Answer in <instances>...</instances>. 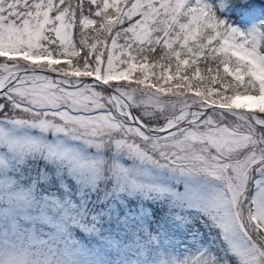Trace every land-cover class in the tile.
<instances>
[{"label": "rangeland", "instance_id": "1", "mask_svg": "<svg viewBox=\"0 0 264 264\" xmlns=\"http://www.w3.org/2000/svg\"><path fill=\"white\" fill-rule=\"evenodd\" d=\"M99 1V16L104 23L110 24L106 21L109 15L115 19L135 16L131 29L138 38L161 40L167 47L173 41L182 44L194 38L210 6V0ZM236 1L264 10V0ZM25 2L0 0V57L13 61L26 56L29 63L37 62L32 57H77L74 54L79 50L70 38L71 16L65 21L61 14L57 15L54 29L44 33L51 18L50 2H35L29 10ZM217 3L225 16L232 8L242 11L230 0ZM13 12L20 22L12 17ZM103 22L101 26L107 32L110 25ZM92 23L82 20L83 28ZM206 39L215 45L205 55H228L233 59L234 64L221 67L232 81L241 84L250 77L249 83H256V95L237 94L229 104L256 116V123L264 126V52L259 50L263 33L254 18L243 12L238 15V23L228 24L224 33H214ZM20 52L25 54L15 56ZM51 63L46 62L48 70ZM3 67L0 64V80L4 78L0 86L21 71L4 72ZM42 70L46 69L28 71ZM93 70L97 76L100 72L115 73L98 66ZM123 75L128 73L114 74V83ZM34 76V82L31 75L16 78L25 82L14 86L39 84L46 90L52 88L49 77L43 78L41 72ZM82 79L75 78V82ZM100 80L107 81L106 77ZM81 83V88L98 87L93 81ZM6 96L24 104L11 94ZM108 99L113 105L104 110L61 104L54 117L44 113L51 108L48 97L44 104L31 105L35 115L20 114L10 100L0 105V264H182L180 250L174 244L189 213L202 215L215 225L241 264H259L263 246L243 231L241 210L246 208L245 219L251 232L256 236L259 231L264 233V168L254 172L246 206L249 166L257 157L251 156L243 166L221 173L215 160L205 156L195 143L222 153V148L237 149L236 131L248 130L264 147V127L257 128L238 114L223 112V133L210 125L204 130L180 128L175 135L158 142L145 139L144 134L128 140L115 134L120 128L131 134V124L121 114V102L115 96ZM144 109L149 118L165 117L163 125L176 113L178 121L188 114L184 108L171 112L168 106L156 102ZM125 121L128 125H123ZM36 159L41 161L40 166ZM196 161L202 169H196ZM238 161L240 157L234 165ZM36 167L38 171L31 172ZM42 186L46 188L43 192ZM161 204L165 205L163 216L168 217L171 227L165 234L159 223L162 235L158 236L148 230L149 206ZM186 250V259L191 262L201 251L198 246Z\"/></svg>", "mask_w": 264, "mask_h": 264}, {"label": "trees", "instance_id": "2", "mask_svg": "<svg viewBox=\"0 0 264 264\" xmlns=\"http://www.w3.org/2000/svg\"><path fill=\"white\" fill-rule=\"evenodd\" d=\"M46 0H27L25 7H30V3ZM210 10L204 16L203 20H212V25H205V30L187 42L179 44L178 40L173 41L168 47L161 40L148 42L139 39L136 34L127 30V26L131 25L133 18L127 19L121 17L110 25L107 32L101 26L102 22L98 15L94 14L95 4L89 0H84L83 14L93 20V26L77 32L78 23H75L71 33V44L79 51L71 57V65H54L51 64L50 69L60 71L66 74L68 71H91L98 66L100 68H111L116 72H125L116 83L109 82L112 87L131 105L132 112L144 125H160L165 117L153 115L149 118L145 115V107L152 103H158L168 106L171 112L177 109L188 107V105H200L202 103H210L215 105H228L229 100L236 93L257 94V88L254 83L245 80L242 85L233 84L230 78L220 70V65L226 62L227 57L212 58L203 56L207 48H211L213 41H204L207 34H210L215 28L217 31L224 32L226 24L238 23V15L242 11L232 8L227 15L219 9L217 0H210ZM23 7V8H25ZM248 12L254 18L257 26L263 33L262 43L259 49L264 52V11L258 10L257 7L251 8ZM57 14H61L65 21L70 16H75V0H61V2L53 1L49 9V22L45 25L49 29L53 25ZM16 21L20 22L16 12L12 14ZM95 21V22H94ZM49 31H52L49 29ZM52 37V36H51ZM86 39H85V38ZM45 39V38H44ZM179 39V38H178ZM106 51L110 52L107 56ZM128 61L130 64L128 65ZM0 64L5 67L2 71H23L35 68H44L46 63L38 64L25 62L15 59L8 61L0 57ZM35 64V65H31ZM128 67V69H127ZM83 69V70H82ZM52 88L46 90L39 84H27L15 86L8 91L12 97L21 99L24 104L15 103L8 98L5 93L0 94V105L4 106L9 100L10 105L19 112L35 115L37 112L31 107L32 104H44L47 97L50 99L51 108L45 110V114L49 117L57 116V111L61 110L60 105L79 108L80 106L95 108L97 110L109 109L113 102L108 99L103 90L97 88H66L62 85L52 83ZM99 91L102 94L95 92ZM47 91V92H46ZM40 92L47 93L44 95ZM50 96V97H49ZM45 97V99H44ZM90 100H87V98ZM148 104V105H147ZM226 117L222 113L212 111L206 113L204 117L195 123L183 128H194L197 130L208 129L211 125L215 130L224 132V128L220 121ZM231 120V119H230ZM234 121V119H232ZM123 125H128L125 121ZM114 126L113 128H115ZM131 134L127 135L125 130L120 128L116 135L123 136L128 140H133L134 136H142V132L134 125L129 126ZM178 132V131H177ZM176 131L169 135L144 137L147 140L158 142L169 138L177 133ZM237 133V149L225 150L222 148L217 154L206 144L195 143L205 156L212 157L216 164L221 168V173L230 170L238 165L243 166L251 156L256 158L254 161L264 156V147L260 145L257 138L250 131H236ZM142 148L146 145L140 144ZM241 153V156H240ZM223 154V155H222ZM109 158V154H105ZM240 157L235 165L234 163ZM41 162L37 161V165ZM234 165V166H233ZM45 187H40L43 192ZM56 189V188H54ZM165 205L149 206V223L148 230L162 235L159 229V223H162V231L168 233L171 224L168 217L163 214ZM154 218V219H153ZM152 219V220H151ZM152 223H156L155 226ZM178 242L174 246H178L180 250V258L182 264H241L238 256L230 247L229 243L221 237L220 230L210 223V221L202 215H188L184 222L183 228L178 231ZM252 240L251 238H249ZM198 246L200 252L198 257L192 262L186 259L188 256L186 248H194ZM259 251V255H260Z\"/></svg>", "mask_w": 264, "mask_h": 264}, {"label": "water", "instance_id": "3", "mask_svg": "<svg viewBox=\"0 0 264 264\" xmlns=\"http://www.w3.org/2000/svg\"><path fill=\"white\" fill-rule=\"evenodd\" d=\"M47 75H50L52 78H56L55 77L56 75H54V74H47ZM17 76H19V75H17ZM17 76H15V77H17ZM13 84H14V79L11 80V82H9L6 85H4L3 89H6V88L12 86ZM101 86L104 87V88H106L109 91V93L116 95V93L112 89H110L109 87H107L106 85H101ZM200 110L203 113H205L207 111H210V110H218V111H224V112H226L228 114H238L239 116H242L243 118H246L249 122H251V123H253V124L257 125V126H261V125H258L256 123V121L254 119V116L252 114H250V113H248L246 111L240 110V109L227 108V107H219V106H208V107H205V108H200ZM130 117H131L132 123L135 124V125H137L142 131H144L148 135H160V134L166 133L168 131H171V130H174V129L178 128L179 126L183 125L185 122L189 121V118L187 117L183 122H179L177 124H173V125H171L169 127H165V128H162V129L153 130V129L145 128L144 126L140 125L137 122V120L135 119V117L131 113H130ZM263 160H261L260 162L254 164L252 166L251 174H253V169L255 168V166H257ZM245 212H246V208H243L242 209V213H243L244 216H245ZM244 228L248 232V226H247V221L246 220L244 221Z\"/></svg>", "mask_w": 264, "mask_h": 264}, {"label": "bare ground", "instance_id": "4", "mask_svg": "<svg viewBox=\"0 0 264 264\" xmlns=\"http://www.w3.org/2000/svg\"><path fill=\"white\" fill-rule=\"evenodd\" d=\"M42 76H43V78H44L45 75L42 74ZM3 79H4V78H3ZM3 79L0 80V84L3 82ZM179 118H180V117H179Z\"/></svg>", "mask_w": 264, "mask_h": 264}]
</instances>
